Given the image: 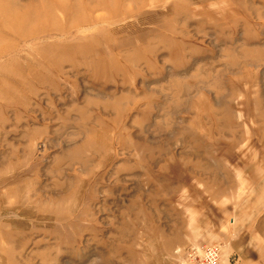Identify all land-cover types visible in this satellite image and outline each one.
I'll return each mask as SVG.
<instances>
[{
    "label": "rangeland",
    "instance_id": "rangeland-1",
    "mask_svg": "<svg viewBox=\"0 0 264 264\" xmlns=\"http://www.w3.org/2000/svg\"><path fill=\"white\" fill-rule=\"evenodd\" d=\"M6 1L0 264H264V0Z\"/></svg>",
    "mask_w": 264,
    "mask_h": 264
},
{
    "label": "bare ground",
    "instance_id": "bare-ground-1",
    "mask_svg": "<svg viewBox=\"0 0 264 264\" xmlns=\"http://www.w3.org/2000/svg\"><path fill=\"white\" fill-rule=\"evenodd\" d=\"M52 6H53V4L48 5L45 8H47V7L51 8ZM93 7L95 9H97V7H99V5L97 4V5H94ZM17 8H18L17 5L16 4L13 5L12 2H9L6 0H0V22L2 23V25L12 26V25H18L19 20L24 19V21L28 22L27 25H29V27L31 29L32 27L30 25L32 24V19L30 20V18L34 15V12L31 9L32 7L26 8L25 10L24 9L20 10ZM40 17H41V15H40ZM30 22H31V24H30ZM17 28H18L17 31L21 30L20 26H18ZM24 29H26V28H24ZM22 33H24V32L19 31V33L13 34L11 31H4V32H2V36L5 35L8 38L9 37L14 38L16 36H18V37L21 36ZM33 35H36V34H33ZM26 40H29V39L27 38Z\"/></svg>",
    "mask_w": 264,
    "mask_h": 264
},
{
    "label": "built area",
    "instance_id": "built-area-1",
    "mask_svg": "<svg viewBox=\"0 0 264 264\" xmlns=\"http://www.w3.org/2000/svg\"><path fill=\"white\" fill-rule=\"evenodd\" d=\"M187 264H222L221 249L216 245L194 246L187 252Z\"/></svg>",
    "mask_w": 264,
    "mask_h": 264
}]
</instances>
